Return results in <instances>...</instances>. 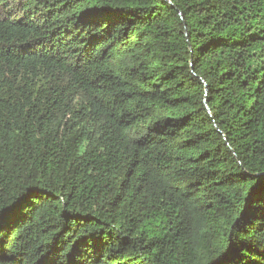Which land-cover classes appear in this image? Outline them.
Instances as JSON below:
<instances>
[{
  "label": "trees",
  "instance_id": "16d2710c",
  "mask_svg": "<svg viewBox=\"0 0 264 264\" xmlns=\"http://www.w3.org/2000/svg\"><path fill=\"white\" fill-rule=\"evenodd\" d=\"M0 264H264V0H0Z\"/></svg>",
  "mask_w": 264,
  "mask_h": 264
}]
</instances>
